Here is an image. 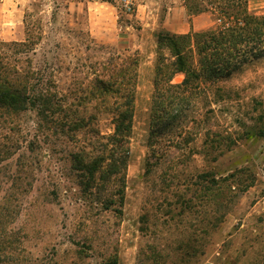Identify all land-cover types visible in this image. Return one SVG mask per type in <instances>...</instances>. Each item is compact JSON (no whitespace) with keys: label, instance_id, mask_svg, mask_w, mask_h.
Masks as SVG:
<instances>
[{"label":"rangeland","instance_id":"1","mask_svg":"<svg viewBox=\"0 0 264 264\" xmlns=\"http://www.w3.org/2000/svg\"><path fill=\"white\" fill-rule=\"evenodd\" d=\"M186 1L0 0V67L50 100L0 108V264H264V56L203 74L184 33L189 72L167 79L177 55L158 35ZM186 74L181 117L151 134L156 97ZM131 94L127 167L111 156L89 176Z\"/></svg>","mask_w":264,"mask_h":264},{"label":"trees","instance_id":"2","mask_svg":"<svg viewBox=\"0 0 264 264\" xmlns=\"http://www.w3.org/2000/svg\"><path fill=\"white\" fill-rule=\"evenodd\" d=\"M188 14L190 16L204 11L218 13L224 25L205 31H194L184 34V37L193 36L196 40L199 64L203 74L216 73L224 70L223 77L230 76L245 63L252 62L264 56V15L249 13L245 0H187ZM167 34V33H166ZM168 39L163 33L158 35V44L167 43L171 45L177 55V67L168 75L172 79L176 72H189L187 59L180 52V44L176 38H181L183 34L169 33ZM0 67V108L10 110H24L29 106L39 110L40 113L48 111L50 108L49 97L34 95L31 93V85L28 80L19 76V70H7ZM163 70L158 66L156 77L162 74ZM181 83L170 86L174 90L167 93H159V100L155 101V109H152V129L158 134L166 133L174 126L184 111L185 100L187 98L185 85L188 84L189 77ZM198 73L195 77L198 78ZM117 84L116 80L112 84ZM115 84V85H116ZM119 84V83H118ZM155 85H158L157 78ZM104 91H108L106 88ZM160 90V89H159ZM118 93L120 90H112ZM160 92V91H158ZM116 114L114 116V132L108 137L112 147H106L104 154L92 157L89 163H82L80 169L86 171L89 176H93L99 163L106 158H111L116 162L111 164V173L117 172L119 168L127 167L129 147H122V143L128 140L133 129V118L135 114L134 95H128L122 102L115 103ZM174 113V114H173ZM155 128V131H154ZM109 145V144H107ZM117 156V157H116ZM78 162H81L80 160Z\"/></svg>","mask_w":264,"mask_h":264},{"label":"crops","instance_id":"3","mask_svg":"<svg viewBox=\"0 0 264 264\" xmlns=\"http://www.w3.org/2000/svg\"><path fill=\"white\" fill-rule=\"evenodd\" d=\"M186 12H181L180 23L175 25V27L170 28L173 33L184 34L188 31H205L213 28L214 21L212 18V13L210 11L200 12L192 16H187Z\"/></svg>","mask_w":264,"mask_h":264}]
</instances>
